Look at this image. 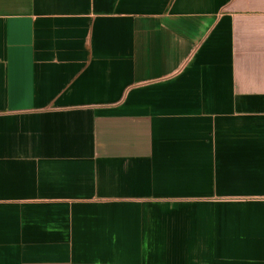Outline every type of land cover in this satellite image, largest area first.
I'll return each mask as SVG.
<instances>
[{"label": "crops", "instance_id": "0c3cea01", "mask_svg": "<svg viewBox=\"0 0 264 264\" xmlns=\"http://www.w3.org/2000/svg\"><path fill=\"white\" fill-rule=\"evenodd\" d=\"M0 264H264V0H0Z\"/></svg>", "mask_w": 264, "mask_h": 264}]
</instances>
